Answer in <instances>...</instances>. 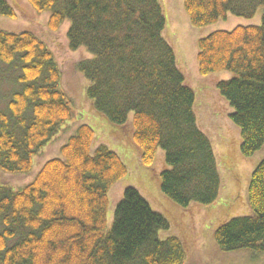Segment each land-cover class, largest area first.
<instances>
[{
    "label": "trees",
    "instance_id": "obj_1",
    "mask_svg": "<svg viewBox=\"0 0 264 264\" xmlns=\"http://www.w3.org/2000/svg\"><path fill=\"white\" fill-rule=\"evenodd\" d=\"M30 1L50 12L53 29L69 20L71 49L85 47L93 55L78 63L89 81L86 95L119 141L129 142L124 147L148 166L166 207L214 203L222 186L217 156L199 124L195 90L165 36L161 0ZM184 7L198 27L230 13L252 18L263 8L259 25L218 29L198 40L201 74H235L217 85L233 109L240 150L251 157L264 147V0H184ZM0 16L18 14L0 0ZM0 64L15 85L0 109V169L29 173L34 157L68 130L75 109L53 51L35 32L0 28ZM97 139L94 127L83 123L33 181L19 189L0 183V264L185 263V237L160 236L170 219L137 187L125 189L110 226L109 193L128 166ZM159 153L164 166L157 172ZM248 196L250 213L223 220L215 230L222 251L264 254V161L252 173Z\"/></svg>",
    "mask_w": 264,
    "mask_h": 264
},
{
    "label": "rangeland",
    "instance_id": "obj_2",
    "mask_svg": "<svg viewBox=\"0 0 264 264\" xmlns=\"http://www.w3.org/2000/svg\"><path fill=\"white\" fill-rule=\"evenodd\" d=\"M8 1L15 8L18 17L0 16V28L15 33L35 32L45 40L62 71L61 85L73 103L75 117L68 125L67 131L62 129L41 153L34 157V165L29 173H11L0 169V183L19 189L33 181L48 160L61 156V147L67 143L77 127L88 123L96 131L97 143H106L117 150L128 166L127 174L112 186L109 193L110 226L117 203L122 199L125 189L134 186L148 198L153 208L169 217L171 227L169 230H162L160 236L165 238L172 234H181L185 237L188 256L184 264H264V254L254 256L246 250L225 252L219 248L215 239V230L223 220L250 213L249 185L253 171L264 161V147L251 157L243 155L240 150V129L230 118L233 109L220 94L217 85L220 80L230 79L235 74L225 70L203 75L197 59L198 40L201 37L218 29L231 30L239 25H259L262 23L263 8H259L252 18L230 13L226 19L198 27L191 23L184 0H161L167 17L165 36L176 50L187 84L195 90L198 121L213 141L222 178L221 191L214 203H195L187 209H168L163 199L164 193L158 186L157 179L152 177L148 166L139 161L135 153L131 152V148L124 147V143L129 142H120L116 134H113L111 122L94 111L86 95L89 81L78 68L81 60L93 55L85 47L71 49L68 40L70 21L65 20L59 28L53 29L49 24L50 12L36 10L30 0ZM0 67L7 69L3 64H0ZM1 68L0 109H4L9 102L7 96L15 85L12 83V74L2 71ZM163 166V155L159 153L154 167L159 172Z\"/></svg>",
    "mask_w": 264,
    "mask_h": 264
}]
</instances>
